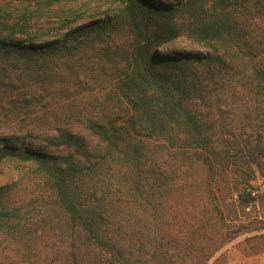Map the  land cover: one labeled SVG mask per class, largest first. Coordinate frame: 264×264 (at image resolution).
Listing matches in <instances>:
<instances>
[{"label":"trees","instance_id":"trees-1","mask_svg":"<svg viewBox=\"0 0 264 264\" xmlns=\"http://www.w3.org/2000/svg\"><path fill=\"white\" fill-rule=\"evenodd\" d=\"M117 1L0 36V264L264 252V0Z\"/></svg>","mask_w":264,"mask_h":264},{"label":"rangeland","instance_id":"rangeland-1","mask_svg":"<svg viewBox=\"0 0 264 264\" xmlns=\"http://www.w3.org/2000/svg\"><path fill=\"white\" fill-rule=\"evenodd\" d=\"M161 3H175L177 0H154ZM119 7L117 0H0V36L10 32V27L16 29L26 25L28 32L40 35L48 29H54L60 24L65 25L64 30H70L98 18L100 15L111 14ZM15 25V26H12ZM54 31V30H53ZM55 34V33H54ZM53 34V35H54ZM25 36L17 33L15 39L21 40ZM62 38L63 35L45 37L34 43L41 45ZM171 49L188 52L195 50L190 44L178 42L170 45ZM164 51V47H159ZM74 132H79L78 126H71ZM32 169L28 163H19L7 160L0 166V185L19 179ZM238 240L228 243L218 254V264H264V252L246 255L238 245Z\"/></svg>","mask_w":264,"mask_h":264}]
</instances>
